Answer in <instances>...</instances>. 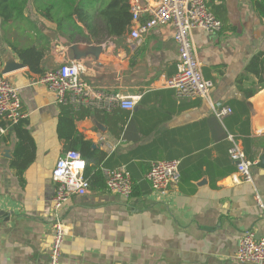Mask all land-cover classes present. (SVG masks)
Instances as JSON below:
<instances>
[{"label": "crops", "instance_id": "obj_1", "mask_svg": "<svg viewBox=\"0 0 264 264\" xmlns=\"http://www.w3.org/2000/svg\"><path fill=\"white\" fill-rule=\"evenodd\" d=\"M221 6L235 30L197 28L193 41L204 77L214 83L213 101L233 110L222 119L208 101L178 97L170 86L179 59L172 24L153 28L141 41L131 37L130 25L119 37L72 42L44 20L45 28L56 32L43 58L44 71L75 63L90 85L134 97L137 104L132 111L112 113L76 110L34 83L40 74L26 65L6 74L20 90L33 148L22 157L28 164L19 175L12 164L17 132L13 128L0 136V264H50L52 172L71 148L88 161L94 181L87 194L73 196L61 211L65 240L60 264H250L239 262L236 250L246 229L264 237V212L255 198L259 193L264 201V169L257 166L264 154V88L246 99L237 78L254 54L264 53V19L252 0H208L211 11ZM36 39L31 37L29 44ZM95 44L103 46L98 56L88 51ZM73 45L77 55L88 52L77 58ZM8 52L20 60L0 27L2 65ZM229 134L255 162L253 182L235 181ZM102 136L118 141L117 149L107 151ZM100 153L104 158L91 170ZM163 159L181 160L180 181L167 195L154 191L146 177L151 164ZM120 167L135 182L128 198L94 177L100 170L106 179V170Z\"/></svg>", "mask_w": 264, "mask_h": 264}, {"label": "built area", "instance_id": "obj_2", "mask_svg": "<svg viewBox=\"0 0 264 264\" xmlns=\"http://www.w3.org/2000/svg\"><path fill=\"white\" fill-rule=\"evenodd\" d=\"M131 11V37L141 41L143 36L160 25L172 24L175 28V41L178 47L179 59L177 74L170 82L178 97L201 98L208 101L214 114L222 119L232 113L230 106L215 103L211 90L213 81L206 79L202 63L198 57L193 41V30L205 29L218 32L222 21L208 7V0H153L142 2L133 0ZM0 60V136L6 135L14 126L24 120L27 114L23 111L19 88L6 75L1 73ZM53 91L60 104L73 109H100L106 113L122 109L132 111L137 99L125 96L118 91L101 89L90 85L82 79L79 66L75 63H64L49 69L39 75L34 81ZM264 129L261 130V133ZM229 155L237 167V182H253L252 166L255 162L248 158L239 140L232 134ZM101 143L107 151L117 149L118 141L112 142L107 137H101ZM180 159H163L155 161L147 173V179L154 191L167 195L175 189L180 181ZM86 160L76 149L67 150L62 155L52 172L56 184L53 198L55 219L51 226L53 242L50 264H60L62 246L65 240V224L61 216L67 202L73 196H82L89 192L91 183L85 175ZM105 183L110 192L130 197L134 191L135 182L132 174L125 167L105 171ZM257 205L263 209L264 201L259 193L255 194ZM236 258L239 262L264 264V237H258L251 228L246 229L238 241Z\"/></svg>", "mask_w": 264, "mask_h": 264}, {"label": "trees", "instance_id": "obj_3", "mask_svg": "<svg viewBox=\"0 0 264 264\" xmlns=\"http://www.w3.org/2000/svg\"><path fill=\"white\" fill-rule=\"evenodd\" d=\"M132 0H0V27L5 42L19 56V59L30 71L44 74L43 58L50 47L51 39L43 33L44 20L55 25L59 36L72 42L92 39L104 40L108 37L122 36L132 22ZM257 15L264 19V0H252ZM215 14L227 26L229 31L235 28L229 25V19L224 6ZM87 32V33H86ZM37 37L36 43L29 44L31 37ZM238 89L246 99L264 88V53L257 52L250 59L244 72L237 78ZM25 120V119H24ZM24 120L14 126L19 137V144L15 151L12 164L22 175L28 161L22 157L32 152V138L25 127ZM73 149V148H71ZM77 150V149H76ZM81 152V151H80ZM104 158V154L96 158V163L90 169L97 168V164ZM86 160V159H85ZM88 161L86 160L85 175H88ZM104 184L105 179L100 170H96Z\"/></svg>", "mask_w": 264, "mask_h": 264}, {"label": "water", "instance_id": "obj_4", "mask_svg": "<svg viewBox=\"0 0 264 264\" xmlns=\"http://www.w3.org/2000/svg\"><path fill=\"white\" fill-rule=\"evenodd\" d=\"M43 33H45L51 40H54L56 37V32L52 31L51 29H48V28H44ZM73 48L75 50L76 55L79 54V52L77 51V46L73 45ZM102 50H103V46L101 44H95V45H89L88 46V51L92 52L96 56H98L99 53L102 52ZM88 51H86V53ZM86 53H80V55H77V58L81 55L86 54ZM24 66H25V64L21 60H18L13 53L8 52L5 55H3V65L1 68V73L6 75L9 72H12V71L17 70L19 68H22ZM98 127L100 128L102 126L99 125ZM257 166L264 169V154L261 155V157L259 158V161L257 162Z\"/></svg>", "mask_w": 264, "mask_h": 264}]
</instances>
